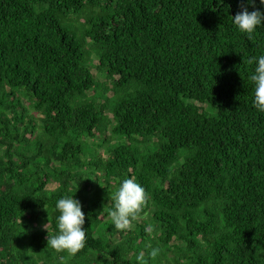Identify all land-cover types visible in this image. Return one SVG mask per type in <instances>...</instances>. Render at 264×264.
Listing matches in <instances>:
<instances>
[{"label": "trees", "instance_id": "trees-1", "mask_svg": "<svg viewBox=\"0 0 264 264\" xmlns=\"http://www.w3.org/2000/svg\"><path fill=\"white\" fill-rule=\"evenodd\" d=\"M242 4L0 0V264H137L140 252L144 264H264L249 63L264 25L238 32ZM126 178L147 200L119 231L109 212ZM68 195L85 214L75 256L41 227L49 213L57 231Z\"/></svg>", "mask_w": 264, "mask_h": 264}, {"label": "clouds", "instance_id": "clouds-1", "mask_svg": "<svg viewBox=\"0 0 264 264\" xmlns=\"http://www.w3.org/2000/svg\"><path fill=\"white\" fill-rule=\"evenodd\" d=\"M222 3V0H221ZM259 4L264 6V0H259ZM256 8V0H246V4L241 5L232 23L238 32L245 34L249 39L259 27L264 25V11L259 9L249 12L248 7ZM255 62L250 80L254 85L253 107L264 113V54L253 58L249 63ZM114 206L109 215L111 223L116 230H130L133 221L137 218L147 200L144 187L134 178H126L120 182L119 187L114 192ZM55 210L59 212L57 220V231L50 234L49 213L48 221L42 224V229L47 231V246L56 252H67L75 256L86 244L85 214L82 211L81 202L74 199L73 195L61 196L55 202ZM159 248H153L149 252L152 258L157 257ZM61 264H65V258L61 257ZM144 252L136 256L137 264H144Z\"/></svg>", "mask_w": 264, "mask_h": 264}, {"label": "rangeland", "instance_id": "rangeland-1", "mask_svg": "<svg viewBox=\"0 0 264 264\" xmlns=\"http://www.w3.org/2000/svg\"><path fill=\"white\" fill-rule=\"evenodd\" d=\"M55 187H56L55 184L48 186V188H51V189H53V188H55Z\"/></svg>", "mask_w": 264, "mask_h": 264}]
</instances>
